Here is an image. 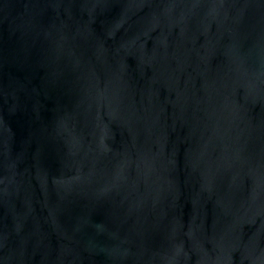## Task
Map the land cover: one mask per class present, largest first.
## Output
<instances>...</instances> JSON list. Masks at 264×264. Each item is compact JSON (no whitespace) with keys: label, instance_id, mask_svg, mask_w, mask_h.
Here are the masks:
<instances>
[{"label":"water","instance_id":"obj_1","mask_svg":"<svg viewBox=\"0 0 264 264\" xmlns=\"http://www.w3.org/2000/svg\"><path fill=\"white\" fill-rule=\"evenodd\" d=\"M0 264H264V0H0Z\"/></svg>","mask_w":264,"mask_h":264}]
</instances>
